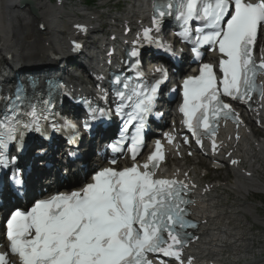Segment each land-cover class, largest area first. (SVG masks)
Segmentation results:
<instances>
[{"label":"snow or ice","instance_id":"obj_1","mask_svg":"<svg viewBox=\"0 0 264 264\" xmlns=\"http://www.w3.org/2000/svg\"><path fill=\"white\" fill-rule=\"evenodd\" d=\"M166 18L176 22L174 35L191 45L194 61L202 59L205 46L219 54V75L212 63H200L199 74L182 81L179 112L197 145L203 146L202 137H207L216 151L219 118H238L233 117L231 105L222 96L247 103L254 92L264 95L255 83L257 74L264 72V57L257 64L253 56L258 32L264 28V0H154L151 27L138 33L126 52L125 63L133 75L121 73L112 80L115 114L122 126L108 145L113 153L109 164L116 165V154L127 148L132 165L100 168L77 190L56 192L35 200L28 208L12 209L5 220L7 251L0 252V264H166L163 259L149 258V254L184 264L182 250L195 239L187 229L198 226L187 218V205L192 203L187 199L189 184L157 177L158 162L163 159L160 140L155 141L143 164L135 162L144 146L148 118L168 79L163 65L154 66L151 79L145 76L141 48L147 44L176 57L173 44L153 35L161 32ZM32 84L35 87V82ZM62 90V84L49 81L47 98L29 97L23 86L17 87L13 97L4 98L0 171L11 169L18 191L24 179L16 166L18 156L10 155L13 144L19 153L25 148L27 133H39L45 139L50 132L65 133L69 143H75L80 135L76 123L54 111L55 95ZM101 98L106 100L107 93ZM79 102L88 114L83 121L85 131L92 130L93 121L111 118L110 108L87 99ZM164 136L169 144L175 140L172 133Z\"/></svg>","mask_w":264,"mask_h":264},{"label":"bare ground","instance_id":"obj_2","mask_svg":"<svg viewBox=\"0 0 264 264\" xmlns=\"http://www.w3.org/2000/svg\"><path fill=\"white\" fill-rule=\"evenodd\" d=\"M30 2L35 15L30 13L26 5L18 8L9 0H0V54L7 57L0 65L4 69L0 72V78L3 73L9 74L13 72V69L26 67L33 62L54 61L60 56H70L73 41L87 42L89 37L84 34L91 31L95 33L93 35L101 34L109 42H120L123 38L126 41H134L136 40L135 30L139 25L145 24L148 12L146 0H129L130 3L120 16L103 11L101 14L106 15L107 26L110 27L105 31L101 29V20H98L99 11L85 12L82 8L66 11L64 9L65 0H57L54 5L48 0H30ZM78 17H81L82 22L71 23L72 18ZM67 18L70 19L65 20ZM70 23V28H65ZM39 24L41 29L38 28ZM78 25L86 30L81 31ZM127 30L130 33L123 36ZM259 42L264 47V38ZM90 44L99 47L101 43L91 41ZM98 65L100 63L97 59H93L89 64L97 71L99 70ZM260 104L261 107L255 109L253 113L258 112V120L264 123V101ZM229 136V131L225 130L221 136V146L226 151L232 152L235 158H240L239 166L232 168L233 183L226 184L221 180L202 183L197 163L189 162L188 158H185L183 164L182 160L175 159L176 161H172L167 168V171L174 173L177 177H185L186 173L187 180L195 185L192 194L194 200L192 215L198 218L199 227L196 238L191 242L190 250L194 251L198 260L208 257L209 260L216 262L224 259L229 262H238L245 255L252 254L254 244H260L255 246L256 248L262 247L261 242H256L255 238L250 236V227L246 228L249 229L246 232L240 230L239 227L244 225V218H242L244 212L241 208L244 197L240 194H246L248 191L264 193V183L258 179L259 168L264 169V143L257 141V144H254L255 141L251 140L253 135L248 133L245 125L240 128L241 138L237 143H232ZM39 175L42 174L39 173ZM35 177H38L37 173ZM44 180L45 177L29 185V193L32 186L37 184V187L43 186ZM229 194L235 197L238 204L222 203ZM255 263L257 261L250 260L243 264Z\"/></svg>","mask_w":264,"mask_h":264},{"label":"rangeland","instance_id":"obj_3","mask_svg":"<svg viewBox=\"0 0 264 264\" xmlns=\"http://www.w3.org/2000/svg\"><path fill=\"white\" fill-rule=\"evenodd\" d=\"M83 1L84 0H67V5L65 6L64 9H66V11H69V10H71V8H82L80 4ZM101 2H104V3L102 5H100ZM54 4L55 3H53L52 5H54ZM56 4L58 6V3H56ZM125 4H126L125 1H119V0H109V1L108 0L107 1L106 0H96V2L91 7H89L87 9V11H95V13L97 11H99V12L100 11H109L112 15H116V14L120 15V13L123 11V9H125ZM101 15H104V14H101ZM104 16H106V15H104ZM98 20H101V19H99V17H98ZM188 161L193 162L194 159L188 158ZM210 175H208V176H210ZM210 177H212V176H210ZM233 199H234L233 196L228 197V201H232ZM254 202H255L254 198L251 197V198L246 200L245 204H247L248 208H250V206L252 204H254ZM250 215H251L252 219L250 220L248 218V220L251 221V224H253L252 230H251L252 233L259 236L258 239L264 240V210L263 209H257V212H251ZM251 224H250V226H251ZM255 241H256V238H255ZM257 246H259V245H257ZM262 246H264L263 243H262Z\"/></svg>","mask_w":264,"mask_h":264},{"label":"water","instance_id":"obj_4","mask_svg":"<svg viewBox=\"0 0 264 264\" xmlns=\"http://www.w3.org/2000/svg\"><path fill=\"white\" fill-rule=\"evenodd\" d=\"M23 1H26V0H23ZM31 11L34 13V9L33 8H31Z\"/></svg>","mask_w":264,"mask_h":264}]
</instances>
